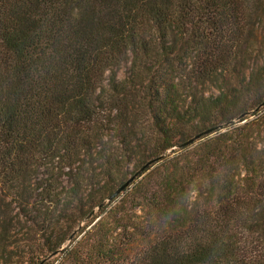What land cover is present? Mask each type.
Returning a JSON list of instances; mask_svg holds the SVG:
<instances>
[{"label":"trees","instance_id":"16d2710c","mask_svg":"<svg viewBox=\"0 0 264 264\" xmlns=\"http://www.w3.org/2000/svg\"><path fill=\"white\" fill-rule=\"evenodd\" d=\"M256 15L0 0V264H264V64L229 71Z\"/></svg>","mask_w":264,"mask_h":264},{"label":"rangeland","instance_id":"374dc122","mask_svg":"<svg viewBox=\"0 0 264 264\" xmlns=\"http://www.w3.org/2000/svg\"><path fill=\"white\" fill-rule=\"evenodd\" d=\"M258 16H253L251 22L254 26L247 30L245 33V43L249 45V48L242 53V55L238 58V60L234 63L235 65L229 68V71L233 75L234 81L240 79L241 75H246L249 69H254L262 64H264V37L261 33L260 25L257 24ZM128 69V64H122L118 68L117 78L119 80L123 79ZM236 77V78H234ZM262 95H264V89L262 91ZM260 112H264V103L263 105L258 108ZM262 113H259L257 116H251L248 114L249 117L247 120L251 121L260 116ZM238 120H234L233 122H237ZM245 121L238 123L237 125L243 124ZM85 223V222H84ZM82 223L81 225H83ZM80 225V226H81ZM59 255V253L57 254ZM56 255V256H57Z\"/></svg>","mask_w":264,"mask_h":264},{"label":"water","instance_id":"95a60500","mask_svg":"<svg viewBox=\"0 0 264 264\" xmlns=\"http://www.w3.org/2000/svg\"><path fill=\"white\" fill-rule=\"evenodd\" d=\"M196 138H198V137H196ZM196 138H195V139H196ZM191 141H192V140H191ZM191 141H189L188 143H190ZM188 143H186V144H188ZM186 144H185V145H186ZM126 185H127V183H126L124 186H126ZM122 188H123V187H122ZM122 188H121V189H122ZM121 189H120V190H121ZM120 190H119V191H120ZM119 191H117V193H118ZM83 223H84V222H83Z\"/></svg>","mask_w":264,"mask_h":264}]
</instances>
